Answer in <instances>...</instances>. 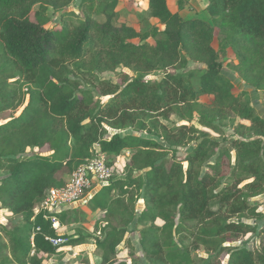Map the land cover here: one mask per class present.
<instances>
[{
    "label": "trees",
    "instance_id": "obj_1",
    "mask_svg": "<svg viewBox=\"0 0 264 264\" xmlns=\"http://www.w3.org/2000/svg\"><path fill=\"white\" fill-rule=\"evenodd\" d=\"M75 1L0 0V115L10 114L0 123V207L21 218L10 228L0 225V241L10 249L3 257L0 242V264H43L56 253L50 239L60 236L52 220L65 226L75 211L39 207L94 151L110 167L108 158L130 152L124 175L113 171L84 206L104 215L94 240L100 264H135L130 251L132 262L117 259L121 244L131 248L125 237L131 225L141 226L146 264H221L225 257V264H264V215L251 202L264 194V118L246 92L233 91L219 60L235 49L232 68L264 99V0H207L209 21L184 19L181 6L172 12L167 0H147L149 17L163 27L151 33L116 25L117 0L99 10L95 0H80L78 14L67 11ZM50 12L59 15L58 27H48ZM220 34L215 50L211 40ZM189 61L204 65L197 88L195 71L147 78L186 69ZM117 70L120 85L95 77ZM201 97L211 105L198 104ZM230 115L247 124L249 138L218 140L217 123ZM195 116L219 138L193 126ZM171 117L186 124L169 127ZM126 130L138 135L120 133ZM43 148L50 153L28 154ZM179 148H188L181 160ZM76 233L62 236L65 246L83 243ZM248 233L256 234L259 249L226 246Z\"/></svg>",
    "mask_w": 264,
    "mask_h": 264
},
{
    "label": "rangeland",
    "instance_id": "obj_2",
    "mask_svg": "<svg viewBox=\"0 0 264 264\" xmlns=\"http://www.w3.org/2000/svg\"><path fill=\"white\" fill-rule=\"evenodd\" d=\"M80 0H76L72 6H70L67 11H73L78 14V4ZM109 0H95L96 6L95 8L99 10L103 4ZM118 5L116 7V18L114 19V23L116 25L119 24H127L135 28L136 31L139 33H151L153 30H158L161 32L163 27L158 25L155 20L149 17L148 11L146 9V0H117ZM169 9L173 12L177 10L178 6H181L179 10V14L184 19H191V18H200L205 21H209V17L204 11V7L207 4V0H167ZM51 24L48 25L49 28L51 27H58L59 24V15L54 12L49 13ZM97 18V17H96ZM162 36L159 35L157 38H161ZM224 38L223 34L219 36L213 37L211 40V45L215 50H218L220 41ZM134 43H138L137 40L133 41ZM149 44H154L155 39L149 38L147 40ZM236 52L235 49L228 47L226 54L219 57V60L222 64V73L223 75L232 83L233 91L235 93L244 91L247 93L246 101L258 112V114L264 118V99L262 98V93L260 91H255L250 86L245 84L239 77L237 71H235L232 66L236 63ZM204 65L199 63H193L191 61L188 62L186 69H179L175 68L173 70H169L167 72L157 71L147 76L148 79L151 80H160L166 73H181L185 71H195L196 77L192 80V84L195 88H197L198 84V76L203 70ZM120 70H117L115 73H96L95 77L98 80H106L111 81L114 84H121L120 80L118 79V74ZM83 88H89L87 83H82ZM94 96L100 101L104 102L105 99L101 98L96 90H94ZM211 98L209 97H201L198 101V104L203 106L211 105ZM10 117L9 113L0 115V123L8 120ZM186 124L185 122H180L176 118L171 117L170 123L168 124L169 127H173L175 125H182ZM199 130L202 129L197 123V117H194L193 122L191 123ZM217 125L219 126L220 131L222 132V136H219L208 130H204L210 133V135L214 138H219L218 140H222V138H226L227 142L233 139H247L249 138V131L246 129L247 124L241 122L238 118L233 116H229L227 119L218 122ZM243 126V127H240ZM110 134L115 133V131L109 130ZM121 134L124 133H132L134 135H138L137 133L132 132L131 130H126L124 132H120ZM188 148H179L176 152L177 159H183ZM50 151L47 148H43L40 150L32 149L28 151V154H40V155H47ZM95 154V151L92 155ZM130 152H123L119 157L116 158H108V161L111 162L113 165V171H115L116 175L122 176L124 175L123 169V161L128 158ZM171 153H167L169 157ZM232 153V158H233ZM184 166H186L184 164ZM3 173L0 172V178L3 177ZM67 177V176H66ZM99 189H94L93 192H89L84 196V198L75 204L72 207V211H75L73 214L70 215V223L61 226L57 230V234L59 236H68L67 238L73 239L77 234L76 231L80 232V236L83 238V243L80 245L75 246H62L57 249L56 253L52 256H44L43 264H100L101 259L98 252L95 249L94 240L100 237L101 229L105 225L104 223V215L101 212H91L89 209L84 207L87 203H85L92 194H94ZM251 202L257 207V210L264 215V194L259 196L253 197ZM143 209V201L138 200L135 206V210L140 212ZM21 218L19 216L13 217L10 213L2 209L0 207V225L10 228L11 226L18 224ZM249 226L257 225L258 228L261 227L262 223L259 222L254 224L252 220L244 221ZM141 228L139 225H131L128 228V232L126 234V238L131 243V248H125L124 244H121L117 248V259L119 260H127V262H132L129 259V251L131 254L136 256L135 264H146L141 253V249L138 243V230ZM2 255L3 257L9 256V245L6 239H1ZM226 246H234L238 248H246V249H259V239L256 237L254 233H248L241 236L237 241L233 243H228ZM179 246L176 245V248ZM199 257L207 258V255L202 251L198 250L196 253ZM227 257L223 258L221 264H225Z\"/></svg>",
    "mask_w": 264,
    "mask_h": 264
},
{
    "label": "built area",
    "instance_id": "obj_3",
    "mask_svg": "<svg viewBox=\"0 0 264 264\" xmlns=\"http://www.w3.org/2000/svg\"><path fill=\"white\" fill-rule=\"evenodd\" d=\"M112 178L113 167L107 165V159L104 155L95 151L91 158L71 173L63 188L49 190L39 209L49 213L71 210L86 194L107 185ZM34 212L37 213L38 209ZM59 227V224L52 220V228L57 231ZM50 243L54 247L60 248L67 243V239L60 236L50 239Z\"/></svg>",
    "mask_w": 264,
    "mask_h": 264
},
{
    "label": "crops",
    "instance_id": "obj_4",
    "mask_svg": "<svg viewBox=\"0 0 264 264\" xmlns=\"http://www.w3.org/2000/svg\"><path fill=\"white\" fill-rule=\"evenodd\" d=\"M205 8V7H204ZM146 9H147V0H146ZM175 11H177V10H175ZM175 11H173V12H175ZM180 15V14H179ZM181 16V15H180ZM263 98V97H262Z\"/></svg>",
    "mask_w": 264,
    "mask_h": 264
},
{
    "label": "water",
    "instance_id": "obj_5",
    "mask_svg": "<svg viewBox=\"0 0 264 264\" xmlns=\"http://www.w3.org/2000/svg\"><path fill=\"white\" fill-rule=\"evenodd\" d=\"M92 197V196H91ZM86 203V202H85Z\"/></svg>",
    "mask_w": 264,
    "mask_h": 264
}]
</instances>
